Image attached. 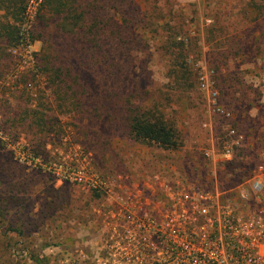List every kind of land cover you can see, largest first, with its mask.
Returning a JSON list of instances; mask_svg holds the SVG:
<instances>
[{
	"label": "rangeland",
	"instance_id": "rangeland-1",
	"mask_svg": "<svg viewBox=\"0 0 264 264\" xmlns=\"http://www.w3.org/2000/svg\"><path fill=\"white\" fill-rule=\"evenodd\" d=\"M173 3L177 14L174 22L180 21L183 27L186 25V32L190 30L186 38L192 41L188 63L194 76L183 84V92L170 93L167 89L174 86L167 76L170 60L149 51L142 58L151 60L148 67L154 84H144L149 98L158 99L156 88L164 90L159 96L164 104L160 108L180 138L176 150L136 142L116 121L109 129L100 125L89 130L79 115L72 114L60 118L63 132L42 141L46 145L43 156L32 157L34 152L28 145L32 135L22 132L14 135L19 137L15 140L3 127L9 118L35 108L40 97H44L41 92L46 82L35 66L42 43L37 41L29 48L22 44L9 50L13 64L6 77L10 82L0 87V212L12 223L11 228L24 231V236H12L10 244L9 236L0 237V264H36L30 260L32 252L43 255L47 264L170 263L164 255L151 256L153 250L146 246L155 249L148 243L154 240L151 237L165 234L170 224L177 222L180 215L175 209L179 202L185 207L184 195L173 193L175 186L184 184L186 191L189 187L203 191L213 186L214 167L203 154L210 138L204 124L213 122L218 140L225 138L224 122L209 113L207 95L199 84L201 72L214 70L208 55L212 49L205 41V29L212 20L207 19L202 6L196 13L200 0ZM159 5L165 10L169 7L163 0ZM30 23L34 28L33 31L31 27V37L36 36L38 20L30 18ZM247 69L253 73L240 78L257 89L256 93L249 90L252 106L235 105L222 95L221 101L232 111L233 123L264 141V76L257 77L249 66L239 71ZM216 71L211 79L219 90L220 74ZM229 177L225 176L230 185L221 184L217 173L215 178L219 186L223 185L221 189L244 181L241 176ZM137 183L148 185L140 196L129 190ZM161 184L170 186L173 192L162 190ZM189 192L192 198L197 197ZM210 213L215 215V209H210Z\"/></svg>",
	"mask_w": 264,
	"mask_h": 264
},
{
	"label": "trees",
	"instance_id": "trees-1",
	"mask_svg": "<svg viewBox=\"0 0 264 264\" xmlns=\"http://www.w3.org/2000/svg\"><path fill=\"white\" fill-rule=\"evenodd\" d=\"M30 1L0 0V87L10 82L6 77L13 64L9 50L39 41L42 48L35 66L46 82L41 92L44 97L35 108L9 118L4 132L15 140L19 137L14 135L22 132L32 135L28 141L32 157H41L46 146L42 141L63 132L60 118L74 114L89 130L100 125L109 129L116 121L136 142L170 151L180 147L177 131L160 108L164 104L159 96L164 90H154L157 99L149 98L150 92L144 88L145 82L154 81L148 67L151 60L142 58L149 51L170 60L167 76L174 85L167 89L170 93L183 92V84L194 76L188 63L190 30L186 32V25L174 22L175 0H163L169 4L167 10L159 5L161 0H42L36 16L38 33L32 37L27 20ZM201 6L212 20L206 26L205 41L212 49L208 52L210 66L220 74L221 95L235 105L252 106L250 92L257 89L240 77L253 72L239 69L249 66L257 77L264 76V0H200L196 13ZM217 173L221 184L227 182L225 176H241L239 166L232 164ZM240 178L247 177L244 173ZM181 222L189 233L190 226ZM11 227L0 212V237L9 236L7 244L14 235L24 236V231ZM30 260L47 264L43 255L34 252Z\"/></svg>",
	"mask_w": 264,
	"mask_h": 264
},
{
	"label": "built area",
	"instance_id": "built-area-1",
	"mask_svg": "<svg viewBox=\"0 0 264 264\" xmlns=\"http://www.w3.org/2000/svg\"><path fill=\"white\" fill-rule=\"evenodd\" d=\"M41 2H29L28 29L32 27L30 18H36ZM212 75L215 70L205 69L199 74V84L207 95L209 113L224 122L225 138L221 140L215 135L213 122L204 124L210 138L203 154L214 167L213 186L203 191L189 187L197 196L192 198L184 184L175 186L174 192L170 186L161 184L162 190L182 193L185 207L178 203L177 222L170 224L165 234L151 237L154 240L148 243L155 249L146 248L153 250V257L161 254L169 258V264H264V141L234 125L233 113L222 103ZM231 164L239 166V173L241 176L245 173L247 178L229 189H221L215 178L218 169ZM147 187L145 183H137L129 190L140 196ZM212 208L215 215L210 213ZM181 220L190 226L189 233L186 234L187 228Z\"/></svg>",
	"mask_w": 264,
	"mask_h": 264
}]
</instances>
